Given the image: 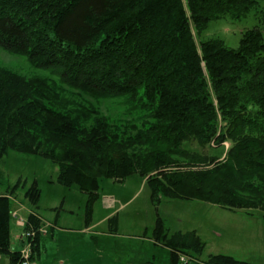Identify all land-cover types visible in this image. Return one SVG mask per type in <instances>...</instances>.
<instances>
[{"label": "trees", "instance_id": "trees-1", "mask_svg": "<svg viewBox=\"0 0 264 264\" xmlns=\"http://www.w3.org/2000/svg\"><path fill=\"white\" fill-rule=\"evenodd\" d=\"M261 1L0 0V45L60 80L0 66V160L9 150L50 159L58 182L77 185L89 210L104 180L139 174L156 200L201 199L261 209L264 217V9L238 47L198 40L210 21L241 20ZM62 85L97 99L125 97L136 119L77 104ZM227 141L223 158L203 151ZM192 142L202 151L189 148ZM19 187L0 193V254L11 264L22 260L11 239ZM24 192L34 207L25 228L39 230L36 181ZM47 233L29 238L30 260ZM153 237L171 248L170 264H200L193 257L206 242L195 232L172 233L159 219ZM207 263L259 264L224 253Z\"/></svg>", "mask_w": 264, "mask_h": 264}, {"label": "rangeland", "instance_id": "rangeland-1", "mask_svg": "<svg viewBox=\"0 0 264 264\" xmlns=\"http://www.w3.org/2000/svg\"><path fill=\"white\" fill-rule=\"evenodd\" d=\"M261 9H264V1L241 20L227 16L212 20L198 40L220 38L226 45L238 47L242 32L260 23ZM0 66L60 83L58 76L49 69L37 68L26 55L11 52L1 45ZM62 87L65 95L77 104H93L105 116L123 122L136 119L125 97L97 99L66 85ZM230 143L227 141L215 150L203 151L223 158ZM188 147L202 151L196 142L189 143ZM58 175L59 166L38 154L9 150L0 160V193H7L9 185L20 181L14 211L24 219L32 213L34 207L24 196V191L36 181L41 192L39 211L45 225L54 226L57 220L62 228L64 241L52 242L48 252L42 253L40 264H67L76 258L79 261L75 264H170L171 248L156 242L153 237L159 219L172 233L195 232L206 242L204 251L193 257L200 264H208L209 256L216 253L264 264L261 209L230 210L201 199L162 195L156 200L146 178L133 174L124 181L104 180L100 197L89 210L87 195L77 185L68 187L59 183ZM27 229L30 228L17 223L16 218L12 219L11 239L15 249L25 246L26 242L20 243V237ZM182 256L184 262L192 259L189 255ZM0 264L11 263L7 256L0 255Z\"/></svg>", "mask_w": 264, "mask_h": 264}, {"label": "built area", "instance_id": "built-area-1", "mask_svg": "<svg viewBox=\"0 0 264 264\" xmlns=\"http://www.w3.org/2000/svg\"><path fill=\"white\" fill-rule=\"evenodd\" d=\"M226 143V142H225ZM14 218L17 219V223L20 225H25L27 224V219H24L23 217H20L17 212H13ZM45 221V220H44ZM47 227L46 225L42 226L39 230L34 229V227L31 225L30 229L25 230L23 232V237L27 240L25 246L21 248V256L22 260L18 264H32V260H30V254H31V246L32 243L29 241V238L32 237V239L35 238V236L38 233H47ZM37 230V231H36ZM183 259V258H182Z\"/></svg>", "mask_w": 264, "mask_h": 264}, {"label": "crops", "instance_id": "crops-1", "mask_svg": "<svg viewBox=\"0 0 264 264\" xmlns=\"http://www.w3.org/2000/svg\"><path fill=\"white\" fill-rule=\"evenodd\" d=\"M54 222H55L54 226L49 227L48 234L44 235L42 237V239H41V253H40V256L38 258H36L35 260H33L32 264H40V262L38 263V261L41 259L40 257L42 255V253L43 252H48L52 242H55V241L56 242L57 241L63 242L64 241V234H63L62 228H59V226L57 224V220L54 221ZM20 243H21V241H20ZM16 249H19V248H16ZM0 255L2 256V254H0ZM7 259L10 261L9 257H7ZM77 261H79L78 258L72 259L67 264H75V263H77Z\"/></svg>", "mask_w": 264, "mask_h": 264}, {"label": "bare ground", "instance_id": "bare-ground-1", "mask_svg": "<svg viewBox=\"0 0 264 264\" xmlns=\"http://www.w3.org/2000/svg\"><path fill=\"white\" fill-rule=\"evenodd\" d=\"M21 249V248H20Z\"/></svg>", "mask_w": 264, "mask_h": 264}]
</instances>
